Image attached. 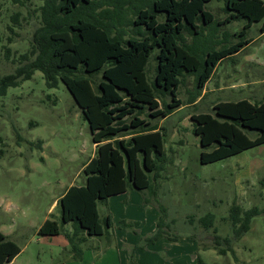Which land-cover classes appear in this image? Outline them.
Wrapping results in <instances>:
<instances>
[{
	"label": "rangeland",
	"instance_id": "374dc122",
	"mask_svg": "<svg viewBox=\"0 0 264 264\" xmlns=\"http://www.w3.org/2000/svg\"><path fill=\"white\" fill-rule=\"evenodd\" d=\"M153 1L125 0L121 23H116L114 33L122 27L126 37L131 36L137 6ZM118 3L116 0V9ZM42 5L43 0H0L1 74L13 73L20 64L19 56L31 49L34 31L42 24ZM106 7L114 8L102 5L97 16L111 23V16L103 12ZM206 9L213 12L215 21L199 34L184 31L181 44L203 57L213 48L244 38L252 41L218 64L198 97L196 74L183 71L178 88L181 106L167 117L156 118L145 109L141 117L148 124L122 133L129 139L134 132L158 126L164 137L165 156L154 155L162 164L160 176L154 181L155 192L130 188L125 196L99 203L102 221L107 215L112 220L103 235L76 234L73 222H62L58 200L71 185L85 184L83 168L97 148L89 123L66 85L60 81L56 87H48L43 72L37 70L31 79L0 96V230L21 248L9 264H264V210L253 217L250 229L239 239L230 220L234 203L244 210L253 206L264 209V143L203 164L200 156L205 148L192 120V114L214 113L213 106L219 101L263 99L262 21L254 22L242 36L244 18L217 25L228 15L225 0H211ZM158 20L165 21L166 13H159ZM6 46L11 48L10 58ZM158 51V47L153 50L146 66L152 85ZM101 78V73L95 76V85ZM159 97L164 104L172 101L169 94ZM248 133L252 137L257 134ZM139 155L143 158V153ZM160 204L166 208L167 221L175 220L168 233L178 237L173 240L164 235L149 242L147 237L157 230ZM209 212L215 214V221L206 228L200 217ZM47 219L59 223L60 234H39ZM67 234L80 241L83 259ZM215 234L231 237L233 250L223 242L221 247L227 252L221 254L215 248Z\"/></svg>",
	"mask_w": 264,
	"mask_h": 264
},
{
	"label": "trees",
	"instance_id": "16d2710c",
	"mask_svg": "<svg viewBox=\"0 0 264 264\" xmlns=\"http://www.w3.org/2000/svg\"><path fill=\"white\" fill-rule=\"evenodd\" d=\"M117 1L120 3L116 9V0H43L42 24L34 31L31 49L19 56L20 64L13 73H0V96L40 70L48 87H56L62 81L80 106L89 123L96 154L83 168L85 184L71 185L58 204L62 222H73L76 234L89 236L103 235L112 225L110 215L102 221L100 202L130 188L142 193L156 191L154 181L162 170L157 158L165 156L161 130L151 126L134 132L129 139L123 138L122 133L148 124L141 117L145 109L149 110L150 117L156 118L167 117L181 106L178 88L183 71L196 74L198 97L218 64L252 41L244 38L220 49L213 48L203 57L181 44L184 31L199 34L215 21L213 12L206 9V3L211 0H154L150 5L144 2L135 10L134 33L126 37L122 27L116 33L113 31L116 23H121L124 12L125 0ZM225 3L228 15L217 22L219 27L244 18L246 23L240 35L244 36L256 21H262L260 30L264 33V0H225ZM105 4L114 7L103 9L107 17L111 16V23L97 16L98 8ZM161 12L166 13L165 21L158 20ZM157 47V75L152 85L146 66ZM6 56H11L9 46H6ZM100 73L102 78L95 85L94 78ZM159 94H169L172 101L164 104ZM213 109L214 113L192 114L194 132L205 148L201 152V163L215 162L264 143V96L260 102L247 98L219 101ZM129 117L131 120L127 122ZM248 130L255 131L256 136H250ZM145 202L150 201L145 199ZM158 208L161 214L157 230L146 240L154 242L164 235L175 240L178 236L168 233L175 220L168 222L166 208L161 204ZM263 210L258 206L244 210L234 203L230 210L234 236L241 238L250 229L253 217ZM200 221L210 228L214 225L215 214L206 213ZM38 232L57 235L61 229L56 220L47 219ZM67 237L81 255L79 243L69 234ZM214 238L215 248L221 254L227 252V248L221 247L223 242L233 250L231 237L215 234ZM20 252V246L0 230V264L10 263Z\"/></svg>",
	"mask_w": 264,
	"mask_h": 264
},
{
	"label": "crops",
	"instance_id": "0c3cea01",
	"mask_svg": "<svg viewBox=\"0 0 264 264\" xmlns=\"http://www.w3.org/2000/svg\"><path fill=\"white\" fill-rule=\"evenodd\" d=\"M126 193H127V192H124V193L117 194V195H114V196H111V197L125 196V195H126ZM109 198H110V197H109ZM82 234H83V233H82ZM84 234H85V233H84ZM84 237H85V236H84V235H82V239H83ZM74 238H77V237H74ZM80 238H81V237H79V239L77 238V239H78L77 241L81 240ZM79 242H80V241H79ZM79 242H78V243H79ZM81 249H82V248H81ZM74 250H75V249H74ZM75 251H76V250H75ZM76 252H77V251H76ZM82 254H83V249H82ZM82 254L80 255V258H82V259H83V258H84V257H83L84 255H82ZM13 260H14V259H13ZM13 260H12V261H13ZM12 261H11V262H12ZM11 262H10V263H11ZM8 264H9V263H8Z\"/></svg>",
	"mask_w": 264,
	"mask_h": 264
}]
</instances>
